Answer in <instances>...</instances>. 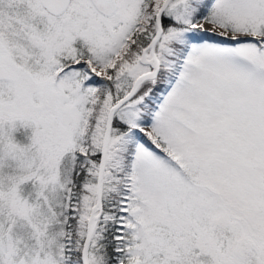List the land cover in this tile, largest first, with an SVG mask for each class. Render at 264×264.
Listing matches in <instances>:
<instances>
[{"label": "snow or ice", "instance_id": "1", "mask_svg": "<svg viewBox=\"0 0 264 264\" xmlns=\"http://www.w3.org/2000/svg\"><path fill=\"white\" fill-rule=\"evenodd\" d=\"M0 264H264V0H0Z\"/></svg>", "mask_w": 264, "mask_h": 264}]
</instances>
